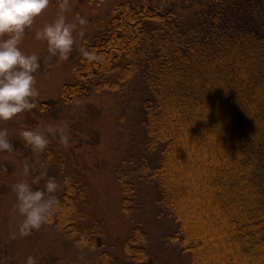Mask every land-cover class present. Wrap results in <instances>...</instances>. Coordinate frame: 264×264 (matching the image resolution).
Segmentation results:
<instances>
[{
	"label": "trees",
	"instance_id": "trees-1",
	"mask_svg": "<svg viewBox=\"0 0 264 264\" xmlns=\"http://www.w3.org/2000/svg\"><path fill=\"white\" fill-rule=\"evenodd\" d=\"M107 13L71 56V83L32 111L62 112L113 76L137 80L156 202L175 224L168 241L191 264H264V0H119ZM118 179L129 216L132 186ZM75 190L48 219L60 230L81 220ZM144 240L136 226L124 242L137 263Z\"/></svg>",
	"mask_w": 264,
	"mask_h": 264
},
{
	"label": "rangeland",
	"instance_id": "rangeland-1",
	"mask_svg": "<svg viewBox=\"0 0 264 264\" xmlns=\"http://www.w3.org/2000/svg\"><path fill=\"white\" fill-rule=\"evenodd\" d=\"M117 1L68 0L69 20L74 21L79 14L86 17L87 24L77 27L73 51L61 60L51 57L47 43L35 35L36 30L57 17L62 0H50L20 45L25 53L35 52L40 57L41 66L35 74L40 92L37 101H56L65 84L71 83V56L75 60L79 57L83 40L98 31L95 24L108 15ZM111 82L62 112L45 115L24 111L0 121V128L9 130V139L15 145L11 153L0 152V256L6 264H26L28 256H34L36 264H191L189 254L168 241L175 224L156 202L151 177L155 152L145 143L139 125L138 81H119L118 76H113ZM65 124L70 135L68 146L60 143L58 135H51L45 151H33L20 135L23 129H36L37 125ZM41 173L46 176L33 186L43 187L48 177H55L59 200L66 186H75L81 220L73 230H60L53 217L39 230L21 236L18 226L22 217L14 212L17 201L12 186L22 179L31 182ZM124 177L132 186L129 216L124 215L121 205L118 178ZM136 226L145 233L139 245L146 253L143 263L135 262L124 251V242ZM13 232L17 233L15 238Z\"/></svg>",
	"mask_w": 264,
	"mask_h": 264
},
{
	"label": "clouds",
	"instance_id": "clouds-1",
	"mask_svg": "<svg viewBox=\"0 0 264 264\" xmlns=\"http://www.w3.org/2000/svg\"><path fill=\"white\" fill-rule=\"evenodd\" d=\"M49 5L50 0H0V121L10 120L37 107L36 98L40 92L36 87L35 74L41 66L40 57L35 52L25 53L20 45L26 33L32 30L36 18ZM68 12V0H62L56 19L35 31L36 38L47 43L50 56L61 60L67 59L73 51L77 27L87 24L86 17L79 14L74 21L69 20ZM84 54L91 59H100L87 51ZM66 128V124L37 125L36 129H23L20 135L27 147L43 152L51 142V135H58L62 145H69L70 135L66 133ZM14 150L9 130L0 128V152L11 153ZM44 176L46 173H41L31 182L22 179L12 186L17 201L14 212L22 217L18 226L21 236L39 230L61 208L56 195L59 185L55 177H48L43 187L33 186ZM16 234L13 232L12 238ZM26 264H36V258L28 256Z\"/></svg>",
	"mask_w": 264,
	"mask_h": 264
}]
</instances>
